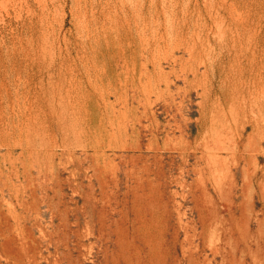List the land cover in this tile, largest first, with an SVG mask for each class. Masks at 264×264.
<instances>
[{"label": "rangeland", "instance_id": "rangeland-1", "mask_svg": "<svg viewBox=\"0 0 264 264\" xmlns=\"http://www.w3.org/2000/svg\"><path fill=\"white\" fill-rule=\"evenodd\" d=\"M263 60L264 0H0V264H264Z\"/></svg>", "mask_w": 264, "mask_h": 264}, {"label": "bare ground", "instance_id": "bare-ground-1", "mask_svg": "<svg viewBox=\"0 0 264 264\" xmlns=\"http://www.w3.org/2000/svg\"><path fill=\"white\" fill-rule=\"evenodd\" d=\"M135 24H136V23H135ZM135 24H134V26H135ZM136 26H137V25H136ZM137 27H138V26H137ZM219 27H220V26H219ZM140 29H141V28H140ZM219 29H220V28H219ZM152 31H153V30H152ZM140 32H143V31H140ZM220 32L223 33V31H221V30H220ZM152 33H153V32H152ZM238 33H239V32H238ZM141 35H142V34H141ZM223 36H224V35H223ZM140 38H141V37H139V39H140ZM221 38H222V37H221ZM142 39H143V38H141V40H142ZM196 39H197V38H196ZM220 40H221V39H220ZM142 43H143V42H142ZM144 43H145V41H144ZM144 43H143V44H144ZM166 45H167V44H166ZM229 45H230V43H229ZM147 47H148V46H147ZM223 50H224V49H223ZM241 50L244 51L243 49H241ZM175 52H176V51H175ZM178 52H179V51H178ZM141 54H142V53H141ZM153 54H154V53H153ZM253 54H254V53H253ZM174 55H175V54H174ZM260 55H261V54H260ZM226 56H227V55H226ZM252 56H253V55H252ZM168 57H169V56H168ZM205 57H206V56H205ZM223 57H224V56H223ZM261 57H262V56H261ZM242 58H243V57H242ZM243 59H244V58H243ZM176 60H177V59H176ZM210 61H211V60H210ZM263 61H264V60H263ZM140 62H142V61H140ZM160 62H161V61H160ZM216 63H217V62H216ZM162 65H163V64H162ZM199 66H200V65H199ZM199 66H198V67H199ZM213 67L215 68V66H213ZM148 69H149V68H148ZM164 70H165V69H164ZM214 70H215V69H214ZM214 70H213V71H214ZM214 72H215V71H214ZM216 74H217V73H216ZM132 75H133V74H132ZM246 75H247V74H246ZM137 78H138V77H137ZM166 78H167V77H166ZM260 78H261V77H260ZM132 79H133V78H132ZM166 80H167V79H166ZM144 81H145V80H144ZM146 82H147V81H146ZM261 82H262V81H261ZM147 83H148V82H147ZM139 85H141V84H139ZM142 86H143V85H142ZM145 87H146V86H145ZM160 87H162V86H160ZM163 88H164V87H163ZM141 90H142V88H141ZM142 93H143V92H142ZM144 93H145V92H144ZM262 93H263V92H262ZM186 94H187V93H186ZM139 95H140V94H139ZM207 95H208V94H207ZM180 96H181V95H180ZM186 96H187V95H186ZM144 98H145V97H144ZM146 98H147V97H146ZM146 98H145V99H146ZM178 98H179V97H178ZM155 99H156V98H155ZM260 99H261V98H260ZM176 100H177V99H176ZM256 100H257V99H256ZM149 101H150V99H149ZM152 101H153V100H152ZM147 102H148V101H147ZM159 102H160V101H159ZM247 105H248V104H247ZM147 106H149V105H147ZM202 106H203V105H202ZM153 107H154V106H153ZM229 108H230V107H229ZM229 108H228V109H229ZM261 109H262V108H261ZM180 110H181V109H180ZM182 111H183V110H182ZM231 112H232V111H231ZM215 113H216V112H215ZM226 113H227V111H226ZM218 118H219V117H218ZM218 118H217V119H218ZM213 120H214V119H213ZM218 120H219V119H218ZM216 121H217V120H216ZM214 122H215V121H214ZM220 122H221V121H220ZM209 123H210V122H209ZM215 123H216V122H215ZM222 123H223V122H222ZM225 123H226V122H225ZM225 123H224V125H226ZM229 123H231V122H229ZM235 123H236V120H235ZM218 124H219V125H218V127H219V126H220V123H218ZM227 124H228V123H227ZM212 125H213V124H212ZM233 125H235V124L233 123ZM226 126H228V125H226ZM209 127H211V125H209ZM212 127H213V126H212ZM221 127H222V129L225 128V127H223V126H220V128H221ZM228 127H229V126H228ZM252 127H253V126H252ZM255 127H256V126H255ZM216 128H217V127H216ZM253 128H254V127H253ZM256 128H257V127H256ZM210 129H211V128H210ZM225 129H226V128H225ZM208 130H209V129H208ZM211 130H212V129H211ZM213 130H214V128H213ZM219 130H221V129H219ZM219 130L217 129V131H219ZM215 131H216V130H215ZM209 133H210V132H209ZM227 133H228V132H227ZM220 135H222V132L220 133ZM223 135H224V134H223ZM224 136H225V135H224ZM227 136H228V135H227ZM230 136H231V134H230ZM213 137H214V136H213ZM211 138H212V135H211ZM217 138H218V137L216 136V139H214V140H217ZM179 140H180V143H181V139H179ZM212 141H213V140H212ZM214 143H216V142H214ZM214 143H213V144H214ZM226 143H227V142H226ZM226 143H225V144H226ZM150 144H151V143H150ZM225 144H224V145H225ZM180 145H181V144H180ZM228 145H229V144H228ZM210 148H211V147H210ZM211 149H212V148H211ZM209 152H210V151H209ZM211 152H212V151H211ZM213 152H214V151H213ZM220 152H221V151H220ZM223 152H224V151H223ZM191 153H192V152H191ZM194 153H195V152H194ZM226 153H227V152H226ZM239 153H240V152H239ZM240 154H241V153H240ZM208 160H209V159H208ZM217 177H218V176H217ZM219 179H220V178H219ZM241 236H242V235H241ZM187 238H189V237H187ZM188 242H190V241H188ZM191 245H192V244H191ZM191 245H190V246H191ZM192 247H193V246H192ZM197 249H198V248H197ZM192 251H193V250H192ZM193 252H194V251H193ZM241 254H243V253L241 252ZM156 256H157V255H156ZM178 262H179V261H178ZM161 263H162V262H161ZM154 264H156V262H155ZM192 264H193V263H192Z\"/></svg>", "mask_w": 264, "mask_h": 264}]
</instances>
